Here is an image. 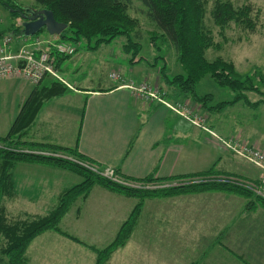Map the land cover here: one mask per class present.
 Returning a JSON list of instances; mask_svg holds the SVG:
<instances>
[{
	"label": "rangeland",
	"instance_id": "rangeland-1",
	"mask_svg": "<svg viewBox=\"0 0 264 264\" xmlns=\"http://www.w3.org/2000/svg\"><path fill=\"white\" fill-rule=\"evenodd\" d=\"M214 1L215 0H207L206 3L207 13L205 15V26L211 32L210 35L214 45L205 51L206 60L212 62L217 58H221L225 62L232 63L236 73L240 75L247 74L252 78L253 85L264 94V82L259 81L261 77L264 80V0H222L230 2L235 9L250 7V18L255 25L253 30L244 29L235 22H230L222 29L214 26L209 14L214 6ZM20 5L23 6V8H26L33 7L34 3L30 0H26L20 2ZM33 9L39 8L35 7ZM143 12L144 10L140 3L134 0L130 8L129 15L137 20L138 26L134 30L137 31L136 36L134 33H132V36L138 37L137 39L135 38L136 40L134 39V41L138 42L141 46L139 54L143 56V58H147L150 64L154 63V57L161 59L156 62V67H154V69L149 65V67L146 66L147 75L144 76L142 81H138V83L135 81H129V79H123L119 73H117V79L112 81L122 84L121 87L127 89L130 93L131 91L128 87L139 88L140 86H143L146 91L152 93H154L153 90H155L158 93V96H161V98H159L161 102H153L157 103L159 107L166 109L174 117H179L183 120H185L183 117H191L194 122L198 124V126H195L185 120L191 125V127L197 128L201 132H205L210 135L215 142L217 141L216 143L219 145V148L230 153L234 157L237 156L224 149V145L211 134L213 133L210 125L211 122L215 124L214 128L217 130L216 132L222 134L223 136L230 139L232 136H236V138H238L237 140L264 151V105L248 107L243 101H239L236 105L226 107L222 109V111L217 112L215 109H204L200 103L194 102V100H191L190 98L184 99L183 97L178 96L177 91L173 89L172 86L165 84L162 76L163 74L161 72L163 63H165L167 67L166 75L168 76L177 74L180 70V66L176 62V55L173 48L169 45L161 43V41L157 39L155 41V46L158 49H155V46L152 47L153 44L150 36L158 31L148 22ZM21 22L22 20L20 19V16L19 19H12L9 13L0 5V31H8L15 25L21 26ZM36 37L42 40H60L59 36L55 38L50 37L45 31L38 33ZM124 39V37H120L116 38L110 45L103 44L99 47V50L96 53L89 50L86 47V42L84 41L75 43L74 46L77 49V55H81L80 62L78 64L82 66L78 76L74 77L76 86L85 87L88 85L96 88L100 83L102 86H104L106 81L109 83L108 79L113 75V72H115L109 71L114 65L109 55H114L112 53V51H114L116 56H118L117 48L120 47L119 43H125ZM16 40L18 41V39H15L13 40V43H15L14 41ZM13 43L11 44L10 49L14 46ZM75 54L76 50L74 55ZM74 55L70 57H73ZM73 60L74 58H69L65 60L62 65V76L71 83H73L72 78L65 74V67L69 66V69H73ZM117 64L116 66H118ZM121 64H126L124 62V58H122ZM148 72L151 74H148ZM22 80L34 85L26 79ZM44 80L43 84L47 85L49 83V78H45ZM63 82L65 84L67 83L64 80ZM67 86V88L72 89V86L69 83ZM196 94L198 96L208 94L211 95V101H206V107H216L220 102L230 101L233 98L232 93L217 86L209 77L204 78L201 83L196 86ZM245 94L247 99L253 103L263 99V96L254 92H246ZM131 96L133 97L132 93ZM139 101L151 103L145 99H139ZM6 117L7 116H1L0 121ZM58 126H60V124ZM7 131L8 130L2 127V129H0V136H4ZM213 134L216 135L215 133ZM252 143L253 145H251ZM237 158L239 159V167L246 168V172L243 173L245 176L241 174L216 172L214 168H211L207 172L200 173V175L164 179L161 181L151 180L146 182L144 180L137 181L125 179L118 174L121 182L134 185L135 187L129 188L121 185L118 186L127 190L141 191V193L152 192L153 194L151 196L135 197L121 193V195L136 199L135 204L131 207L126 218V220L129 219L138 206L135 225L125 244L118 247L112 254L103 260L102 263L201 264L204 260L200 252L202 250L199 249L202 237H199L198 235L190 237H172L167 234V220L165 218L159 219V217L178 212L180 211V207L185 205V210H182H184V213L187 215H190L186 217V221L190 220L189 226L188 224L186 226V231L190 230L196 233V227H192V224L198 222L199 220H208L213 216L218 217V214L223 212L224 214L232 211H237V213L240 214H242V212L251 211H260L264 213V207L260 204V202H256L255 200L256 198L264 200V187L259 186L262 174L261 170L246 160L240 157ZM76 161L86 163L81 160ZM18 165V169H22L23 173L22 171H19L18 173L16 194H26L28 195V198L29 195L32 194L33 198L34 195L37 197V194L42 192L48 184L51 185L55 183V181L59 184L65 182V180L62 179V177L66 175L64 173L58 175L59 178H57L42 166ZM114 171L117 173L115 169ZM14 173L17 174L16 170ZM66 173L71 175L72 180V182L70 181V183H66L68 189L82 181V177L72 171L67 170ZM24 179L29 182L30 185H41V187H31L30 185L26 187ZM75 180L76 182L74 183ZM203 184L226 185L235 189L238 188L244 190L250 193L251 196H243L221 189L202 190L203 188H201L197 189L196 192L185 194H176L174 191V189ZM86 198L87 196L84 198L80 197L77 200L78 202L75 205L73 204L74 206H70L68 210L72 211V214L68 217L67 214L69 212H67L60 221L59 228L61 231L65 233L71 232L69 228L74 221V215L77 216L76 223L78 225L89 223L90 210L86 208L83 203ZM10 199H3V204L6 207L7 218L9 221L15 219H25L29 217V215L39 217L45 216L56 206L58 201L57 199L56 202H52L50 205H45V202L41 203L40 199L38 201L34 200L32 204H29V199L26 200L25 197L21 196ZM185 200H191L192 202L189 203L188 201V205L185 204ZM142 214L143 217L147 215L148 219L141 228H137V224L139 223L138 220ZM125 221L121 224V226L125 223ZM101 224L102 222L97 223L94 233L91 234L89 231L84 233L86 241L89 237L93 238V241H88L91 245L85 244L86 241H84V243L82 242L83 245L76 243V245L73 246L74 244H72V249L69 248V246H64V244H55L49 241L52 239L50 237L35 240L39 236L36 237L34 239V243L31 242V244L33 243L32 246L30 244L26 250L27 258L30 260L28 264H96L97 254L92 250H88V248L84 245L94 247L100 246L101 250L107 246V242L113 238V234L112 231L108 230V232L104 235V229H100ZM206 229L207 228L203 229L202 232ZM76 232L79 233L82 232V230H76ZM65 239L69 240L67 238ZM113 239L111 241H113ZM78 240L80 241V239ZM78 246H80L79 249ZM239 260L241 261L242 259L239 258Z\"/></svg>",
	"mask_w": 264,
	"mask_h": 264
},
{
	"label": "crops",
	"instance_id": "crops-1",
	"mask_svg": "<svg viewBox=\"0 0 264 264\" xmlns=\"http://www.w3.org/2000/svg\"><path fill=\"white\" fill-rule=\"evenodd\" d=\"M124 41L126 42V39ZM14 42L12 50L19 46V40ZM123 45V42L119 43L118 56L114 51H112L114 55H109L114 63L109 71H115L114 73L121 74L123 79L138 83L147 75L146 66H149L144 62L130 65L129 55L123 51ZM98 50L99 48L93 52L96 53ZM70 58H74L73 69L66 66L65 74L72 78L73 83L62 76V65L65 60H57L56 68L58 74L72 86V89L62 96L44 102L23 138L25 142L74 150L81 157L80 160L93 163L100 168L111 167L121 177L137 181L190 177L200 175L211 168H214L216 172L245 176L243 173L246 172V168L239 167V159L219 148L217 141L215 142L210 135L191 127L185 120L174 117L155 102L144 103L132 97L127 89L121 87L122 84L113 82L109 77V83L106 81L104 86L100 83L96 88L88 85L77 87L74 77L78 76L82 68L78 64L81 55H77L76 50V54ZM122 58L126 64H121ZM148 74L151 73L148 72ZM44 81L33 86L20 77L0 80V117L7 116L0 121V129L3 127L9 131L30 93L35 88L40 89L49 85V83L44 85ZM210 125L212 129L209 128L218 137L228 138L216 132L213 122ZM36 153L51 154L42 148ZM21 165L42 166L57 178L64 173L66 175L62 179L65 182L59 184L55 181L51 185L48 184L42 192L37 194V197L33 194V198L32 194L29 198L26 194H16L18 173L19 171L23 173L17 165L12 173L15 188V196L12 199L21 196L26 200L29 199V204L40 199L41 203L50 205L56 202L65 190H68L66 183L72 182L71 175L66 173L67 170L48 165ZM15 170L17 174L14 173ZM25 185L28 187L30 183L25 180ZM30 186L41 187V185ZM135 201V198L94 185L83 201L86 208L90 210L89 223L78 225L77 216L74 215L73 223L70 228L68 226L71 232L66 233L84 243L86 241L84 233L88 231L91 234L94 233L97 223L102 222L100 229H104V235L110 230L114 238ZM188 201L185 200V204H188ZM184 208L185 205L180 207V211L159 219L167 220V234L172 237L197 235L202 237L199 249L202 250L200 252L204 260L201 264H264L263 212L251 211L242 212V214L237 211L226 214L223 212L218 214V217L213 216L208 220H199L192 224V227H196V233H194V231H186L187 224L188 226L190 224V220L187 222L186 217L190 215L184 213ZM68 212L69 217L72 211ZM144 217L142 214L139 218L137 228L145 224L148 218L147 215ZM205 228L207 229L202 232ZM76 230H82V232L77 233ZM44 237H50L52 239L49 241L64 244L71 249L72 244L76 245L53 232H46L35 240ZM113 238L108 242L110 243ZM88 241H93V238L89 237L85 242L91 245ZM90 247L101 249L100 246ZM237 257L242 260L240 261ZM25 258V264H28L30 260L27 258V252Z\"/></svg>",
	"mask_w": 264,
	"mask_h": 264
},
{
	"label": "trees",
	"instance_id": "trees-1",
	"mask_svg": "<svg viewBox=\"0 0 264 264\" xmlns=\"http://www.w3.org/2000/svg\"><path fill=\"white\" fill-rule=\"evenodd\" d=\"M22 1L26 0H0V5L9 13L12 19H19L24 9L36 7L51 11L58 23L67 25V28L59 36L60 41L73 43L72 45L84 41L86 47L92 51L97 50L103 44L112 43L116 38L124 37L126 42L122 49L129 55L128 63L130 65L144 62L154 69L156 62L161 59L154 57V63L150 64L147 58L145 59L139 54L141 46L134 41L138 37L132 36V33L136 36L137 31L134 30L138 23L136 19L129 15L134 0H30L34 5L26 8L20 5ZM136 1L142 6L148 22L158 31V34L154 33V36H150L152 47L155 46V41L158 39L161 43L173 48L175 52L176 62L180 66L179 72L172 76L166 75L167 67L165 63H163L161 72L165 84L172 86L177 91L178 96L184 99L190 98L194 102L200 103L204 109H215L217 112L226 107H232L239 101H243L248 107L264 105V94L253 85L251 77L247 74L240 75L236 73L232 63L225 62L221 58H217L212 62L206 60L205 51L214 46L211 32L205 26L207 0ZM250 12V7L235 9L228 1L215 0L209 14L214 26L220 29L230 22H235L244 29L253 30L255 25L250 18ZM8 34L12 35L13 40L25 39L21 26L15 25L8 31H0V40ZM34 38H36V35L26 39ZM155 49L158 48L155 46ZM75 50H77L76 47ZM69 58L62 57L61 60ZM57 60H60V58ZM206 77L211 78L220 88L232 93L233 98L230 101L220 102L216 107H206V101H211V95L198 96L196 94V86ZM45 78H49V85L40 89L35 88L30 93L7 134L0 137V264H25L27 248L36 237L46 232H53L74 243L83 245L75 237L61 231L59 223L69 211L70 206L78 198L86 197L94 185H100L109 190L135 197L151 196L153 194L152 192L141 193V191L127 190L96 176L73 161L81 159L74 150L55 146H40L23 140L44 102L62 96L69 91L67 85L56 79L53 80L54 78L50 76H45L33 86L39 85ZM259 81L264 82L262 77ZM246 92L257 93L263 96V99L254 103L250 102L247 99ZM41 148L51 152V154L36 153ZM18 164L54 166L72 171L81 176L82 181L65 190L59 196L56 206L45 216L29 215L25 219L9 221L3 199H10L15 196L12 173L14 167ZM144 181L149 182L151 180L145 179ZM201 188H203L202 190L221 189L243 196H251L250 193L244 190L217 184L196 185L174 189V191L176 194H185L196 192L197 189ZM255 200L264 207L263 199L256 198ZM137 213L138 206L131 217L120 227L113 241L104 249L96 250L93 247L84 245L97 254L96 264H103V260L118 247L125 244L135 225Z\"/></svg>",
	"mask_w": 264,
	"mask_h": 264
},
{
	"label": "built area",
	"instance_id": "built-area-1",
	"mask_svg": "<svg viewBox=\"0 0 264 264\" xmlns=\"http://www.w3.org/2000/svg\"><path fill=\"white\" fill-rule=\"evenodd\" d=\"M12 43L13 37L11 34H8L0 40V79L20 77L21 79H26L29 82L36 84L45 76H50L63 82L64 79L58 74L56 61L58 58L74 55V45L57 39L42 40L37 37L34 39L25 38L20 40L19 46L13 51L10 49ZM110 79L115 81L117 79V74L113 73V75L110 76ZM63 84L65 83L63 82ZM65 85H67V83ZM128 88L133 97L138 100L145 99L150 102H161L159 99L161 96H158V93L155 90H153L154 93H152L146 91L143 86H140L139 88ZM183 118L193 125L198 126L191 117ZM211 134L224 145V149L259 168L262 173L259 186L264 187V151L249 146L236 138L223 140L213 133ZM73 161L82 168L91 171L93 174L110 181L111 183L129 188L135 187L134 185L121 182L118 173H115L113 168L107 167L101 169L97 165H93L86 161H84L86 163H80L76 160Z\"/></svg>",
	"mask_w": 264,
	"mask_h": 264
},
{
	"label": "water",
	"instance_id": "water-1",
	"mask_svg": "<svg viewBox=\"0 0 264 264\" xmlns=\"http://www.w3.org/2000/svg\"><path fill=\"white\" fill-rule=\"evenodd\" d=\"M23 37H32L45 31L49 36H60L67 28L66 24L58 23L51 11L45 9H24L20 14Z\"/></svg>",
	"mask_w": 264,
	"mask_h": 264
}]
</instances>
